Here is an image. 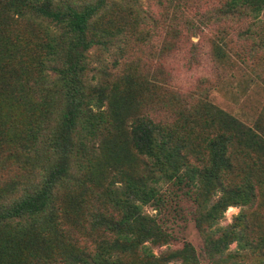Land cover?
<instances>
[{"label": "trees", "instance_id": "obj_1", "mask_svg": "<svg viewBox=\"0 0 264 264\" xmlns=\"http://www.w3.org/2000/svg\"><path fill=\"white\" fill-rule=\"evenodd\" d=\"M122 1L0 0V196L4 183L19 185L21 191L0 200V264H23L25 253L38 245L33 224L45 217L44 223L57 230L44 245L61 249H49L60 254L61 264H201L200 255L212 264H264V108L253 129L217 112L208 100H185L174 93L167 94L164 105L151 101L146 111L130 113L128 106L137 107L133 101L142 99L148 85L170 92L167 78L156 83L127 74L119 79L124 89L116 82L110 90L90 84L91 50L113 44L125 30V23L115 21L123 4L134 12L132 3ZM153 1L175 15L190 2ZM220 3L214 13L218 22L245 24L239 36L264 46V0ZM209 16L199 18L207 19L201 21L205 26L190 22L194 34L212 26ZM18 71L20 79L13 74ZM30 92L38 100L32 109ZM137 103L144 106L146 97ZM167 108L168 116L156 114ZM40 138L52 162L36 174V182L29 153H39L34 143ZM97 140L116 151L114 160L120 153L140 160L141 173L77 172L84 163L90 166ZM14 169L26 174L17 171L6 181ZM164 183L198 202L194 219L203 235L200 254L188 242L153 252V245L170 236L143 206L164 203ZM90 184L98 187L92 196L101 204L93 205L89 226L73 238L61 216L68 207L90 203L92 196H85ZM228 206L241 210L231 223L219 225ZM81 238L91 242L79 245ZM234 241L236 249L230 251Z\"/></svg>", "mask_w": 264, "mask_h": 264}, {"label": "rangeland", "instance_id": "obj_2", "mask_svg": "<svg viewBox=\"0 0 264 264\" xmlns=\"http://www.w3.org/2000/svg\"><path fill=\"white\" fill-rule=\"evenodd\" d=\"M127 1L133 4L134 12L130 14L127 12L129 10ZM122 2L127 3L123 4V10L118 13L121 17L118 15L114 20L118 24L125 23V30L116 36L113 44L106 45V48L101 45L95 46L91 50L89 60L91 69L87 74L90 84H99L110 90L116 82L120 89H124V84L119 82V79L127 74L156 81V83L166 77V87L170 92L163 91L161 88L155 92L150 90L153 86L148 85L147 90L143 88L142 97V99L146 97L147 103L142 106L137 103L142 99H134L133 103L137 107L129 105L130 113L141 108V112L146 111L151 106V101L167 103L168 95L174 93L185 100H208L217 112H225L235 117L240 122V126L252 129L255 127L264 108V46L260 47V43L239 36L238 33L245 24L226 19L218 22L215 19L217 15L214 13L221 4L220 0H190L187 7L183 8L181 15L178 13L175 15L172 9L166 10L153 0H123ZM205 15H210L209 22L212 26L200 29L197 34H194L197 30L192 23L203 24L207 19L203 18L201 23L199 18ZM118 47H122L123 51L120 52ZM13 74L16 79H20L19 71ZM155 75H157L156 79ZM30 94L32 95L31 92ZM28 96H25L26 99ZM31 101L34 104H30L29 109L38 103L34 96ZM156 114L165 117L170 112L167 108ZM38 140L34 144L39 153H29L33 156L30 162L35 165L32 178L36 182L39 181V176L36 174L44 173L52 162L51 150H46L41 138ZM100 142L101 140H97L93 148L90 166L88 167L81 158L85 168H80L82 170L77 172L90 173V170H93L97 172L95 175L107 176L117 169H122L129 176H137L141 173L140 160L134 161L131 157H125L123 153L114 160L116 151L100 146ZM17 171L20 174H26L25 171L14 169L13 173L6 175L4 179L8 181V178L14 176ZM87 186L93 187L92 184ZM18 187L19 185L12 182L4 183L0 200L8 201L9 195H19L21 191L17 190ZM160 189L165 197L164 203L159 208L145 205L143 211L156 217L170 237L162 244L153 245V252L158 254L180 249L184 243L188 242L200 254L204 243L203 235L194 219L198 202L172 183H164ZM74 190L79 191L77 187ZM98 192V187L95 185L85 196H92V193ZM217 195H214L213 199ZM91 198H89V204L77 208L68 207L61 216L62 221H65L63 225L65 228L67 226L66 230H69V236L76 238L82 232V226H89L88 222L95 214L93 205L101 204L96 197ZM240 210L241 206H228L218 224L231 223ZM47 220L45 217L43 222L36 220L33 224L38 245L25 253L23 264H61L57 261L60 254L53 255L56 252L60 253L61 249L58 250L55 246L47 248L44 245L48 240L55 239L54 233L57 230L44 223ZM78 242L81 245L84 242L90 243L91 240L81 238ZM236 246V241L232 242L229 245L230 251L236 249ZM50 248L58 251L51 254ZM199 257L201 264H212L202 255ZM168 264H180V262L173 260Z\"/></svg>", "mask_w": 264, "mask_h": 264}]
</instances>
